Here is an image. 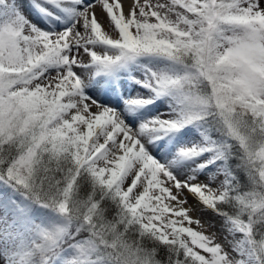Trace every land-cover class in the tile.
<instances>
[{
    "label": "snow or ice",
    "instance_id": "1",
    "mask_svg": "<svg viewBox=\"0 0 264 264\" xmlns=\"http://www.w3.org/2000/svg\"><path fill=\"white\" fill-rule=\"evenodd\" d=\"M0 264H264V0H0Z\"/></svg>",
    "mask_w": 264,
    "mask_h": 264
},
{
    "label": "bare ground",
    "instance_id": "2",
    "mask_svg": "<svg viewBox=\"0 0 264 264\" xmlns=\"http://www.w3.org/2000/svg\"><path fill=\"white\" fill-rule=\"evenodd\" d=\"M192 204H193V206H196L194 201H192ZM196 207H198V206H196ZM193 215L195 216V215H197V213H193ZM202 218L205 220L217 221L216 218L213 216V214L210 211L208 213L207 212L204 213Z\"/></svg>",
    "mask_w": 264,
    "mask_h": 264
},
{
    "label": "rangeland",
    "instance_id": "3",
    "mask_svg": "<svg viewBox=\"0 0 264 264\" xmlns=\"http://www.w3.org/2000/svg\"><path fill=\"white\" fill-rule=\"evenodd\" d=\"M208 213V212H207ZM217 223V227H219V222L218 221H215Z\"/></svg>",
    "mask_w": 264,
    "mask_h": 264
}]
</instances>
